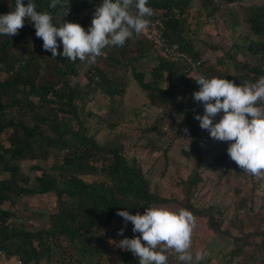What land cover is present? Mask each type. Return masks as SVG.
I'll use <instances>...</instances> for the list:
<instances>
[{"label":"trees","instance_id":"1","mask_svg":"<svg viewBox=\"0 0 264 264\" xmlns=\"http://www.w3.org/2000/svg\"><path fill=\"white\" fill-rule=\"evenodd\" d=\"M194 1L195 24L202 17L217 14L225 25L228 46L207 45L217 49L212 61L198 45L195 26L190 25ZM32 2L38 11L53 16L54 25L77 20L87 31L103 0H61L69 9L66 16H62L66 9L60 5L49 8L52 0ZM24 3L27 5L28 0ZM147 6L153 10L147 17L149 22L153 17L161 20L167 50L157 48L144 30L139 35L134 33L122 47H106L95 63L88 64L63 56L52 58L51 52L43 49L42 39L36 37L30 20L17 35H0V137L6 134L7 141L4 145L0 140V246L9 255H18L22 264H101L108 253L105 241L118 244L125 237L140 236L133 233L131 222L125 224L116 213L142 215L148 207L173 212L184 208L193 213L195 228L189 250L193 264H209L204 258L197 262L195 256L204 252L213 237L231 240L223 264H264V195L263 202L256 206L248 200V193L235 186L232 212L229 206L219 205V200L205 207L194 203L195 192L202 188L199 184L208 178V171H218L219 185L221 178L229 175L230 165L229 145L225 143L204 165L205 155L213 146L203 144L206 136L195 116L204 115V105L193 98L200 85L189 76L194 72L195 77L225 78L237 85L255 83L264 76V4L148 0ZM14 9L15 0H0V15ZM58 51H63L62 43ZM80 63L85 64L82 71ZM131 78L144 91L148 105L158 110L153 122L144 127L138 126L139 119L148 114L149 108L133 109L126 115L123 104L118 106V97L124 95ZM97 97L107 101L102 114L87 108L88 102ZM222 115L212 118L213 123H218ZM185 128L189 137L180 150L191 160V166L165 190L159 179L170 164V145L163 144L164 137L173 140ZM103 129L108 130L98 139ZM132 130L138 137L128 143ZM126 147L159 152L154 160L164 161L156 173L159 178L152 173V165L143 169L138 157L127 155ZM52 156L54 161L48 167L31 165L39 169L31 183L21 160L47 162ZM234 168L244 180L253 177ZM85 173L92 178L80 176ZM52 191L57 207L48 215L45 226L30 230L14 221L16 214L10 207L17 197ZM3 203L8 206L2 207ZM121 229L123 235H118ZM203 236V241H196ZM116 250L122 260L115 264H139V258L130 251ZM166 255L168 264H185L173 250Z\"/></svg>","mask_w":264,"mask_h":264},{"label":"clouds","instance_id":"2","mask_svg":"<svg viewBox=\"0 0 264 264\" xmlns=\"http://www.w3.org/2000/svg\"><path fill=\"white\" fill-rule=\"evenodd\" d=\"M147 4L148 0H103L95 9L86 31L79 23L64 22L56 26L53 16L48 11H38L32 0H28L27 5L24 0H15V9L0 15V35L15 36L25 21L30 20L36 37L42 39L43 49L50 51L52 58L63 56L73 62L79 59L93 64L104 54L103 49L122 47L134 33L139 35L149 26L147 17L153 15V10ZM58 5L66 9L62 16L69 14L68 6L61 0H52L49 8L55 9ZM61 43L62 52L58 51ZM194 79L200 88L193 93V98L202 102L205 110L203 116H195L200 127L208 130L213 139L232 142L227 149L228 155L243 172L264 178V76L255 83L239 85L225 78L209 79L203 75ZM221 112L223 115L219 122L213 124L212 118ZM183 131L187 133L188 129ZM116 214L123 218L125 224L132 223L133 233H140L135 238L125 237L116 245L138 257L139 264H168V250L175 251L185 264L193 261L189 250L195 217L191 211L181 208L173 212L166 208L148 207L142 215L139 212L132 215L128 211ZM118 235H123V229ZM6 254L9 260L12 258L16 263L15 257H18L21 262L18 255H9L7 251ZM203 258L202 252L196 253L197 262Z\"/></svg>","mask_w":264,"mask_h":264},{"label":"rangeland","instance_id":"3","mask_svg":"<svg viewBox=\"0 0 264 264\" xmlns=\"http://www.w3.org/2000/svg\"><path fill=\"white\" fill-rule=\"evenodd\" d=\"M242 3H255V4H264V0H241ZM197 5V1H194L191 4V12L192 17L190 19V25L193 28L195 26L196 35L198 37V45L203 47L205 56H208L210 60H213V53L217 49L213 48H207V45L211 44H220L224 47L228 46V40L227 39V33L225 30V25L221 18L215 14L212 16H209L208 18H200L199 23H194V16L196 15L195 8ZM159 13V12H158ZM203 14V13H201ZM204 16V15H203ZM79 21L74 20L73 23H78ZM154 59V58H153ZM150 63H153V60ZM80 70L85 69V64L80 63L79 64ZM191 79L195 78V73L192 72L190 75ZM193 77V78H192ZM81 82L84 81V78L81 77ZM119 102L118 106L123 104V108L125 109L124 112L126 115H130L133 112V109H145L149 108L148 114L145 116H141L140 124L138 126H147L153 122L154 114L156 111H158L155 107L148 105V100L145 97L144 91L140 89L138 84L134 81L133 78L129 79V83L126 87L125 93L123 96L118 97ZM107 106V101L103 97H97L92 101H89L87 104V108L90 109H97L99 111V114H102L105 112ZM149 106V107H148ZM169 121L166 122L168 124ZM214 124V123H213ZM120 130V128H118ZM177 129V128H176ZM108 129H103L101 132L97 135L98 139L102 138V135L105 131ZM136 130L131 131V135L129 137V142L131 143L135 140L136 137H138ZM173 135L176 134V132H172ZM202 134H205L206 138L205 141H203L204 146L205 145H212L213 149L210 153L205 155L204 158V165H207L206 163L210 161V158L218 151L222 150L224 143L225 145H230L229 141H218L215 142V139H213L210 136V132L208 130L203 129ZM169 135H171V131L169 132ZM173 140H169V138L164 137V145H167L169 143L168 147V155L170 156V164L168 166V169L166 171L165 176L161 177L159 180L163 182V186L165 187V190H168L171 186L170 184L176 180L178 176H185L191 166V160L185 157L180 147L185 142V139L189 137L188 132H182L179 136H173ZM172 137V138H173ZM0 140H2L4 145H7L6 141V134H3L0 137ZM186 146V145H184ZM127 155H134L138 157L140 160L141 166L143 169H146L149 165H152V173L155 175V178L158 177V174H156L159 169L163 165V159H160V161L155 162L154 160L156 157H158L159 152H152L148 153L146 149L139 148V147H126ZM54 161V157H48L47 162H41L39 159H24L21 160L22 169L28 173L31 177L30 182H34L35 176L39 173V169L33 168L31 165L35 163H41L42 166H49ZM227 164L230 165V173L229 175L224 176L220 180L219 183V175L218 171L213 169L212 171H208L209 174L207 175L208 178L200 183L199 185L202 186V188H197L195 192V199L194 203L198 207H205L210 204H214L219 200V205H227L228 211L232 212L233 209V198L235 196V186H240V190L242 193H248L249 197L248 200H253L254 205L258 206L260 204V201L263 202V195H264V178L261 177H250L244 180L242 177V173H236L234 166L238 165L228 157ZM221 172V170H219ZM81 177L85 179L92 178L91 174L85 173L80 174ZM175 190V188H174ZM2 207H7L8 203H3L1 205ZM56 195L52 192L47 193H40V194H33V195H25L22 197H17L14 204L10 209L15 212L16 216L14 218V221L17 223H21L24 225L27 229L35 230L37 228H40L42 226H45L48 220V215L56 210ZM229 213L226 215V222L229 218ZM226 222L223 224V228L225 227ZM231 230L234 231V228L231 227ZM199 235V231L197 232ZM199 237V236H197ZM204 236L202 238H197L196 241H203ZM117 243L107 242L105 241V249L108 251L106 255H104L101 264H111L112 262L115 264L117 262H121L122 257L119 253H117ZM232 245L231 240L229 238H212L209 243L207 244L203 254L204 259L209 264H223L225 260L227 259V250ZM107 261V262H106ZM9 262L11 264H14V259H10ZM193 264V261L191 262Z\"/></svg>","mask_w":264,"mask_h":264},{"label":"built area","instance_id":"4","mask_svg":"<svg viewBox=\"0 0 264 264\" xmlns=\"http://www.w3.org/2000/svg\"><path fill=\"white\" fill-rule=\"evenodd\" d=\"M163 25L159 17L151 18L149 26L145 29L146 36L152 40L157 48L160 50H167V43L162 33ZM16 263L21 264L18 257H15ZM0 264H10L9 257L6 254L5 249L0 247Z\"/></svg>","mask_w":264,"mask_h":264}]
</instances>
